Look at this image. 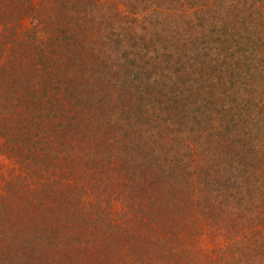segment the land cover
Returning <instances> with one entry per match:
<instances>
[{"label": "trees", "instance_id": "16d2710c", "mask_svg": "<svg viewBox=\"0 0 264 264\" xmlns=\"http://www.w3.org/2000/svg\"><path fill=\"white\" fill-rule=\"evenodd\" d=\"M0 264H264V0H0Z\"/></svg>", "mask_w": 264, "mask_h": 264}]
</instances>
